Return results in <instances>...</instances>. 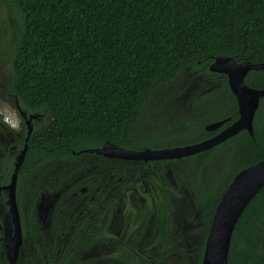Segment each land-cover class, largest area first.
<instances>
[{"label": "trees", "instance_id": "trees-1", "mask_svg": "<svg viewBox=\"0 0 264 264\" xmlns=\"http://www.w3.org/2000/svg\"><path fill=\"white\" fill-rule=\"evenodd\" d=\"M2 4L9 16L0 21V62L11 64L7 85L21 110L38 116L18 176V191L21 197L29 193L30 217L34 211L36 220L43 186L50 193L62 192L50 188L72 179L73 168L77 173L84 169L72 162L104 160L83 150L107 142L132 151L184 147L236 122L239 109L227 76L209 69L216 56L264 63V0H0ZM245 81L263 89L264 71L251 70ZM176 100L183 103L180 110L158 129L165 124L158 118H166L161 110ZM20 118V135L9 147L0 145V187L10 183L15 157L24 148L28 131ZM222 120L227 121L219 129H206ZM262 160L264 98L253 136L243 130L196 155L157 161L155 173L143 162L138 168L125 164L123 175L140 177L135 185L141 191L168 192V199H156V208L153 202L141 208L158 211L166 236L168 230V264H202L224 192L238 173ZM167 162L176 167L169 174L163 167ZM80 176L86 182L100 174ZM161 176H168V189L160 182L148 189ZM179 202L197 212L193 226L201 236L198 242L176 227L183 209ZM33 233L32 240H39ZM3 242L0 231V264H8ZM26 264L47 263L39 252ZM122 264L138 262L128 252ZM229 264H264V188L235 227Z\"/></svg>", "mask_w": 264, "mask_h": 264}, {"label": "flooded vegetation", "instance_id": "flooded-vegetation-1", "mask_svg": "<svg viewBox=\"0 0 264 264\" xmlns=\"http://www.w3.org/2000/svg\"><path fill=\"white\" fill-rule=\"evenodd\" d=\"M17 103L18 101L15 107L21 115ZM80 153L97 154L85 150ZM97 155L104 157V160L71 163L73 166L82 165L84 169L77 173L73 168L75 175L72 179L57 188H50L55 191L62 189V192L50 193L43 186L45 193L36 201L39 206L38 220L34 217V211L33 218L30 217L32 204L27 198L29 193L21 197L17 185L22 243L16 264L34 260L39 252L44 255L47 264L50 258L53 264H122L128 252L133 253L138 264H168V230L166 236L162 226L158 224V211L153 209L157 205L156 199H168V192L159 194L141 191L140 185H135V182L139 183L140 177L125 178L123 175L127 162L133 163L136 168L140 163H146L148 172L155 173L160 160H124ZM92 173H99L100 176L83 182L80 175ZM46 181L47 178L42 179L43 183ZM127 181H133L132 185L126 186ZM156 182L168 189V176L154 180L148 189L153 185L152 189L155 190ZM2 192L8 207L7 192ZM149 203L153 204V208L150 206L146 210L141 209ZM161 205L168 207V202ZM166 213L168 214V209ZM9 224L11 237L4 227L0 211V231L4 236L8 264L14 236L10 213ZM33 231L37 232L35 235L39 240H32Z\"/></svg>", "mask_w": 264, "mask_h": 264}, {"label": "water", "instance_id": "water-1", "mask_svg": "<svg viewBox=\"0 0 264 264\" xmlns=\"http://www.w3.org/2000/svg\"><path fill=\"white\" fill-rule=\"evenodd\" d=\"M210 71L224 74L228 78L229 87L236 97L239 119L212 138L184 147H176L162 150L132 151L119 147L112 143H105L102 148L87 149L85 152L102 154L106 157L124 160H169L182 159L204 152L220 145L229 138L246 130L251 136L254 134V119L260 106L261 98H264V88L255 89L246 84V77L251 70H263V64H251L249 62L237 63L230 57L216 56L209 67ZM21 116L27 126V137L24 148L16 157L14 171L10 183L0 187L8 195L7 205L14 226V236L9 251L10 264H16L20 245L22 243V228L20 211L17 203V185L19 171L25 161L28 152V142L33 133V120L37 115L28 117L26 112L20 109ZM227 120L212 123L206 127L208 131L219 129ZM264 188V160L256 165L248 167L238 173L224 192L213 217L209 234L207 236L202 264H229V253L233 233L243 212ZM39 208V206H38Z\"/></svg>", "mask_w": 264, "mask_h": 264}, {"label": "rangeland", "instance_id": "rangeland-1", "mask_svg": "<svg viewBox=\"0 0 264 264\" xmlns=\"http://www.w3.org/2000/svg\"><path fill=\"white\" fill-rule=\"evenodd\" d=\"M0 21L4 18L8 20V8L5 5H0ZM11 64L7 61L0 62V116L2 117V121H0V145L1 148L9 147L14 139L20 135L22 132L21 128V118L15 107V99L14 95L7 85V80L11 76ZM164 91V90H163ZM165 94L168 96V91ZM168 98V97H167ZM168 101V100H167ZM183 103L179 101L169 102L164 109H162V113L166 116V118H158L163 119L165 121L164 125L158 126V129H163L166 127V124H170L169 117L175 115L176 112L180 110V107ZM149 131V130H148ZM3 155V149H0V156ZM180 165L177 163L176 166ZM164 171L165 173H170L171 169H175L174 165H165ZM17 200L20 201V195H17ZM6 201L4 203L0 202V211L2 215V220L4 227L7 228L8 234L10 233V224H9V213H7ZM183 209L178 213L176 220V227L180 232H185L189 235L190 239L194 242H198L201 236H198V227L195 225L194 220L197 212L193 210L189 205L179 202ZM179 232V231H178ZM11 233L9 236L11 237ZM188 237V236H187ZM185 239V237H184Z\"/></svg>", "mask_w": 264, "mask_h": 264}]
</instances>
